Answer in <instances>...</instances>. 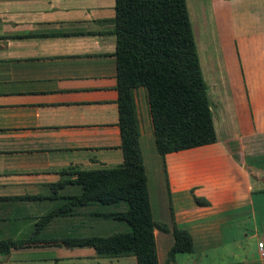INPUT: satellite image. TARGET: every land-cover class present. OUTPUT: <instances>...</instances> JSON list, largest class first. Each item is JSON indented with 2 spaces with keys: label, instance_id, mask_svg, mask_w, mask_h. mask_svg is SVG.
Wrapping results in <instances>:
<instances>
[{
  "label": "crops",
  "instance_id": "obj_1",
  "mask_svg": "<svg viewBox=\"0 0 264 264\" xmlns=\"http://www.w3.org/2000/svg\"><path fill=\"white\" fill-rule=\"evenodd\" d=\"M184 3L213 139L159 156L145 90H132L150 214L165 226L156 261L264 264V0ZM113 6L0 0V264H135L108 239L128 224L103 215L124 203L45 219L80 193L76 171L122 163ZM173 226L192 249L169 257Z\"/></svg>",
  "mask_w": 264,
  "mask_h": 264
},
{
  "label": "trees",
  "instance_id": "obj_2",
  "mask_svg": "<svg viewBox=\"0 0 264 264\" xmlns=\"http://www.w3.org/2000/svg\"><path fill=\"white\" fill-rule=\"evenodd\" d=\"M113 11L122 163L115 168L76 171L72 182L79 185L80 193L45 219L72 206L124 203L125 209L103 215L125 221L130 229L108 239L130 244L135 264H157L152 231L165 230V226L154 222L150 214L132 90H145L154 149L161 157L211 141L210 112L184 0H114ZM193 200L197 205L207 203L196 196ZM172 237L169 257L191 251L185 230L173 226ZM83 242L96 245L97 241Z\"/></svg>",
  "mask_w": 264,
  "mask_h": 264
},
{
  "label": "built area",
  "instance_id": "obj_3",
  "mask_svg": "<svg viewBox=\"0 0 264 264\" xmlns=\"http://www.w3.org/2000/svg\"><path fill=\"white\" fill-rule=\"evenodd\" d=\"M260 246H261V244L260 243H258V247L260 248ZM261 254H262V252H261Z\"/></svg>",
  "mask_w": 264,
  "mask_h": 264
}]
</instances>
